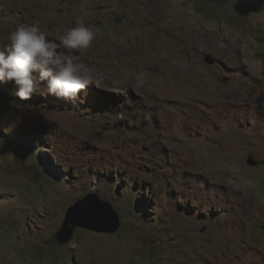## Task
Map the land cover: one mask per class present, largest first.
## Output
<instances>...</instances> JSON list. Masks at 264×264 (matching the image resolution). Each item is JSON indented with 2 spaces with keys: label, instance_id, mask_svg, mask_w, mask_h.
Wrapping results in <instances>:
<instances>
[{
  "label": "rangeland",
  "instance_id": "374dc122",
  "mask_svg": "<svg viewBox=\"0 0 264 264\" xmlns=\"http://www.w3.org/2000/svg\"><path fill=\"white\" fill-rule=\"evenodd\" d=\"M36 21L94 28L95 83L53 104L0 82V264H264V0H0V46ZM91 192L118 230L60 244Z\"/></svg>",
  "mask_w": 264,
  "mask_h": 264
},
{
  "label": "clouds",
  "instance_id": "9594fccd",
  "mask_svg": "<svg viewBox=\"0 0 264 264\" xmlns=\"http://www.w3.org/2000/svg\"><path fill=\"white\" fill-rule=\"evenodd\" d=\"M96 35L92 26L76 23L52 40L39 21L20 23L0 46V82H14L15 95L22 101L39 93L76 102L95 83L77 53L90 48ZM143 76L137 75V87L143 86Z\"/></svg>",
  "mask_w": 264,
  "mask_h": 264
},
{
  "label": "water",
  "instance_id": "95a60500",
  "mask_svg": "<svg viewBox=\"0 0 264 264\" xmlns=\"http://www.w3.org/2000/svg\"><path fill=\"white\" fill-rule=\"evenodd\" d=\"M205 61L213 64L216 60L211 54H206ZM248 163L256 165L251 156ZM120 222L119 213L112 203L100 198L97 193L91 192L68 207L61 228L56 232L55 237L60 244L67 243L73 238L76 227L113 233L118 230Z\"/></svg>",
  "mask_w": 264,
  "mask_h": 264
},
{
  "label": "trees",
  "instance_id": "16d2710c",
  "mask_svg": "<svg viewBox=\"0 0 264 264\" xmlns=\"http://www.w3.org/2000/svg\"><path fill=\"white\" fill-rule=\"evenodd\" d=\"M12 87H14V86H12ZM14 88H15V87H14ZM15 90H16V89H15ZM1 92H2V91H1ZM1 92H0V96L2 95ZM10 94L13 95V96H17V95H15V91H12ZM44 98H46L45 100L50 101V102H52L53 104H58V101H59V99H57L56 97H54V96H49V95L45 96ZM80 98H82V96H80ZM91 104H93V103H91ZM93 105H94V104H93ZM50 148H51V147H50ZM148 186H149V185H145V189H148ZM139 190H140V187L138 186V187L136 188V191H137L138 194H140ZM167 195H168V193H167ZM150 198H151V197H150ZM156 198H159L158 200H163V199H161V197H156ZM138 205H139V207L142 209V208L145 206V203H144L143 201H140V200H139Z\"/></svg>",
  "mask_w": 264,
  "mask_h": 264
}]
</instances>
